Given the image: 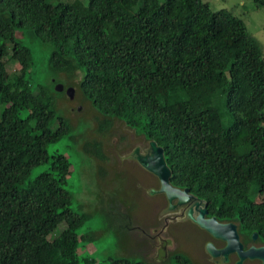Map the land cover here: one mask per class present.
<instances>
[{
  "label": "trees",
  "instance_id": "16d2710c",
  "mask_svg": "<svg viewBox=\"0 0 264 264\" xmlns=\"http://www.w3.org/2000/svg\"><path fill=\"white\" fill-rule=\"evenodd\" d=\"M19 32L52 46L65 91L57 80L32 85L33 50ZM8 57L19 71H8ZM70 87L98 113L101 132L118 120L156 141L174 186L237 223L245 243L257 233L264 244V54L243 19L203 0H0V264H150L79 260L90 215L72 208L70 159L49 154L71 130L58 113ZM81 148L93 164L107 159L98 141Z\"/></svg>",
  "mask_w": 264,
  "mask_h": 264
},
{
  "label": "rangeland",
  "instance_id": "374dc122",
  "mask_svg": "<svg viewBox=\"0 0 264 264\" xmlns=\"http://www.w3.org/2000/svg\"><path fill=\"white\" fill-rule=\"evenodd\" d=\"M81 1L89 3V0ZM203 1L213 11L227 10L243 19L260 42L264 54V6H258L254 0ZM18 36H21L20 32ZM20 39L33 50L35 64L28 75L32 85L52 87L56 80L64 85L50 67L52 46L31 37ZM6 61L8 71L21 69L17 60L8 57ZM80 77L81 73L78 81ZM58 98V113L70 119L71 130L60 142L49 147V154L60 153L70 159L72 174L66 187L74 193L72 208L90 215L78 230L81 263L85 258L97 261L128 258L150 264H179L175 258L177 254L189 258L193 264H215L214 257L207 251L210 240L214 238L192 221L184 222L186 219L181 218L180 213L169 211L164 197L154 192L160 188L158 179L132 157L136 147L145 150L148 143L137 138L134 130L118 120L114 121L110 131L101 132L99 115L84 98L71 100L66 93ZM86 141L102 143L107 159H96L93 164L81 148ZM45 170L46 167L36 168L31 179ZM100 196L107 202L105 208H112L111 214L103 212L106 209L100 205ZM258 202H264V191ZM89 234H94L97 239H82ZM235 261L234 258L229 263L224 259V264H235Z\"/></svg>",
  "mask_w": 264,
  "mask_h": 264
},
{
  "label": "water",
  "instance_id": "95a60500",
  "mask_svg": "<svg viewBox=\"0 0 264 264\" xmlns=\"http://www.w3.org/2000/svg\"><path fill=\"white\" fill-rule=\"evenodd\" d=\"M56 91H65V86L63 84H58L56 86ZM66 93L71 100L75 99V88H68ZM134 155L135 159L144 169L159 178L161 182L160 193H165L171 204L175 200H179V206L192 204L193 206L189 208L187 213L188 219L207 231L213 238L223 240L226 243V247L222 250L217 249L213 243H209L207 251L212 257H224L225 260L228 261L230 254L238 253L240 257L238 264H243L248 258L261 260L264 264V246L259 247L254 245L248 250H245V245L241 240L237 224L221 223L216 217L208 218L209 210L205 201L193 195L189 188L181 189L172 185V171L167 164L165 150L163 147L159 146L156 141H150V148L147 154H141L140 148H137ZM172 208L173 207H171V209ZM257 238L258 234L255 233L253 235V240L256 241Z\"/></svg>",
  "mask_w": 264,
  "mask_h": 264
},
{
  "label": "flooded vegetation",
  "instance_id": "af4514ba",
  "mask_svg": "<svg viewBox=\"0 0 264 264\" xmlns=\"http://www.w3.org/2000/svg\"><path fill=\"white\" fill-rule=\"evenodd\" d=\"M135 135L137 136V138H139V139H142L145 143H148V148L147 149H145V150H143V148L142 147H136L135 149H134V151H133V153H132V157L133 158H135V155H134V153H135V151H136V149L137 148H140V152H141V154H147L148 153V151H149V148H150V141L149 140H147L144 136H142V135H138L136 132H135ZM146 170V169H145ZM147 171V170H146ZM147 172H149V171H147ZM149 173H151V172H149ZM151 174H153V173H151ZM154 175V174H153ZM157 179H158V181H159V184H160V188L159 189H156V190H154V192L155 193H157L156 195L157 196H162V197H164V199L166 200V204H167V208H168V210L169 211H171V212H176L177 214H181V218H184V219H186V220H183L184 222H190L191 220L190 219H188V217H187V213H188V211H189V208L190 207H192L193 205L192 204H190V205H186V206H179L178 205V202H179V200H175V201H173V203L171 204L170 202H169V199H168V197H167V195L165 194V193H160V190H161V182H160V180H159V178L156 176V175H154ZM173 185V184H172ZM174 186V185H173ZM176 188H179V187H177V186H175ZM182 189V188H181ZM192 193V192H191ZM193 194V193H192ZM194 195V194H193ZM207 203V202H206ZM207 205H208V207L207 208H209V204L207 203ZM171 207H173L172 209H171ZM204 207H205V205H204ZM209 210V209H208ZM208 218H212L211 216H207ZM193 222V221H192ZM219 222H221V223H234V222H224V221H220L219 220ZM194 223V222H193ZM195 224V223H194ZM235 224H237V223H235ZM238 225V224H237ZM199 227V226H198ZM200 228V227H199ZM238 230H239V225H238ZM208 233V232H207ZM212 238V237H211ZM241 240H242V242H243V244L245 245V250H248L249 248H251L252 246H254V245H256V246H259V247H261V246H264V244L263 243H261L260 241H258V238H257V240L256 241H254V242H251V241H249L248 243H245L244 241H243V238H242V236H241ZM209 243H213L214 245H215V247L217 248V249H219V250H222V249H224L225 247H226V243L223 241V240H220V239H211L210 240V242ZM211 256V255H210ZM219 259H217V257H214L213 258V261H214V263L216 264V263H218V264H224V257H218ZM236 259V261H235V264H238L239 263V261H240V257H239V255H238V253H233V254H231L230 256H229V258H228V261H229V263L232 261V259ZM212 261V262H213ZM259 262H261V260H258V259H250V258H248V259H246L244 262H243V264H258ZM260 264H263V263H260Z\"/></svg>",
  "mask_w": 264,
  "mask_h": 264
},
{
  "label": "bare ground",
  "instance_id": "6f19581e",
  "mask_svg": "<svg viewBox=\"0 0 264 264\" xmlns=\"http://www.w3.org/2000/svg\"><path fill=\"white\" fill-rule=\"evenodd\" d=\"M233 254V253H232ZM231 255V254H230Z\"/></svg>",
  "mask_w": 264,
  "mask_h": 264
}]
</instances>
